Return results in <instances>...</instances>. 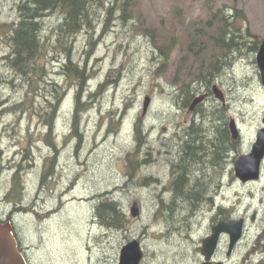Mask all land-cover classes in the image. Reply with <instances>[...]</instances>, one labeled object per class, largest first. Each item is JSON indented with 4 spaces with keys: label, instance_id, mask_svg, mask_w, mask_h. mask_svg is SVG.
<instances>
[{
    "label": "rangeland",
    "instance_id": "374dc122",
    "mask_svg": "<svg viewBox=\"0 0 264 264\" xmlns=\"http://www.w3.org/2000/svg\"><path fill=\"white\" fill-rule=\"evenodd\" d=\"M20 1L0 0V185L4 197L12 189V178L18 169L22 200L15 204L1 198L0 219L10 220L29 264H119L121 249L128 242L122 244L125 239L116 235V228H124L123 236L129 237L127 233H140L149 225L147 231L154 234L167 218L174 221V215L179 217L176 220L183 217L180 221L190 222L198 230L195 236L207 233L208 219L198 221L195 214L185 210L175 213L167 210L168 214L161 202L167 166L161 153L163 142L166 135L174 134L176 127L189 125L191 120V105L180 106L175 96L182 82L194 78L192 74L186 75L188 71L183 67L178 68L185 52L186 27L196 19L200 22L208 19L219 9L227 12L219 13L220 18H227L229 26L227 41L231 49L224 52L229 50L230 65H239L228 88L236 108L247 119L244 140L232 152L236 159L251 147L255 122L261 120L264 112V87L253 71L258 49L252 46L254 41L260 44L264 39V0H135L131 8L127 5L125 9L121 0L95 3L91 24L67 39V45L72 44L70 56L85 70L86 80L68 74L64 65L69 54L55 35L60 13L49 15L43 32L50 58L48 78L50 85L55 82L62 94L51 134L40 115L48 109L49 96H45L43 82L40 80L37 85L36 94H28L20 85L23 80L3 60L10 52L9 40L4 35L9 24L19 18ZM128 8L130 13L126 14ZM235 28L243 35L239 41L246 44L241 51L233 48ZM158 44L173 47L165 65L164 58L159 57ZM211 47L210 42L205 56L201 55L205 65H186L193 72L201 71L197 66L204 69L196 96L212 89L211 65L224 53L216 48L211 61ZM246 73L249 76L244 78ZM208 84L210 88L206 87ZM148 95L152 99L144 113ZM50 97L54 103L57 101ZM23 100L26 106L34 105L38 112L7 110ZM210 111L209 105L205 112ZM76 115L77 119L81 117L78 128H75ZM137 123L147 131L148 141L142 145L136 137ZM147 155L149 164L129 163V158L135 161L145 156L146 160ZM148 175L158 176L157 184L145 180ZM263 188L264 183L243 188L229 178L225 181L224 197L229 204L236 202L238 212L243 213L249 207L264 211ZM100 194H108L121 203L127 217L124 223L112 229L97 223L94 213ZM134 201L139 202L141 209L136 217L131 214ZM258 228L251 223L248 237L228 264H256L264 258V238H258L263 227ZM145 244L148 264H201L199 257L189 253L192 247L183 236L171 241L148 236Z\"/></svg>",
    "mask_w": 264,
    "mask_h": 264
},
{
    "label": "flooded vegetation",
    "instance_id": "af4514ba",
    "mask_svg": "<svg viewBox=\"0 0 264 264\" xmlns=\"http://www.w3.org/2000/svg\"><path fill=\"white\" fill-rule=\"evenodd\" d=\"M262 41L259 44L258 51ZM230 58L229 50H227V52L223 53L222 57L215 59L213 65H211L214 79L212 89L205 93L206 96L200 102L201 104L198 106V109L189 110L191 115V120L189 119L190 124L176 127L173 135H166L167 139L163 142L164 147L162 148L163 151H161L167 162L165 170L166 178L163 185L164 192L161 199L165 212L167 210H174L173 212L175 213L179 210L181 212L185 210L186 212L195 214V218H199L198 221L208 219V231L204 235L195 236L198 230H195L190 225V222L180 221L183 217H180V220H176L179 218L177 215L173 216L174 221L170 217L167 218L164 226L156 233L153 232L154 234L147 231L150 227L149 225L144 226L140 233H127L129 237L123 236V234H126L124 228H116V235L125 239L122 242L123 245L134 239L140 242L144 252L140 264H148L149 261L147 260L148 247L145 244L148 236H156L159 240L168 238V241H171L178 235L183 236L185 243L190 244L192 247L189 253L193 254L192 256L199 257L201 264H228L229 259L234 256L241 242L248 237L251 231V223L256 225L257 229H259L258 227H263L258 238L261 240L264 238V211L261 209L250 210L249 207L243 213L238 212L239 206H237L236 202L229 204V201L227 202V199L224 197L225 181L229 178L233 181L236 180L238 185L243 188L252 187L256 183H264V160L260 166L259 178L243 181L236 175L235 163L242 154L234 159L232 152L244 140L247 119L244 112L236 108L237 103L228 88L229 83L234 81L235 68L239 66L230 65ZM253 71L255 72V79L263 85L262 72L259 66L254 65ZM246 76H249V74L246 73L243 77L246 78ZM209 105L211 113L205 112V109ZM260 119L255 122V136L251 147L249 150L244 151L243 154L251 152L258 133L264 130V112L260 115ZM155 159H159L158 156ZM145 180H152L157 184L158 176L148 175L145 177ZM185 192L194 193V200L184 203L183 195ZM238 192L240 193L239 190ZM262 193L264 197V190ZM220 195H223L222 199H219ZM225 218L243 220L242 239L230 252V236L228 233H222L214 254L209 261H206L205 255L202 253L203 240L212 233L213 227L221 219ZM168 219L171 221H168ZM200 225L202 226V224ZM144 230L147 232L145 233ZM183 230H187L188 233H182ZM158 234L161 235L157 236ZM197 237H199L198 240H196ZM248 254L250 253L248 252ZM249 258L250 255L247 259ZM261 260L256 264H259Z\"/></svg>",
    "mask_w": 264,
    "mask_h": 264
},
{
    "label": "trees",
    "instance_id": "16d2710c",
    "mask_svg": "<svg viewBox=\"0 0 264 264\" xmlns=\"http://www.w3.org/2000/svg\"><path fill=\"white\" fill-rule=\"evenodd\" d=\"M101 2L102 0H21L18 3L19 18L9 24V31L7 35H4L9 40L10 52L3 57V60H5L8 67L23 80L20 85L26 88L28 94H36L38 92L39 89H37V85L40 84V80L45 86V96L46 94L49 96V98L46 99L48 109L39 113L49 127V134H51L54 128V117L57 115L59 104L62 100V94L59 93L55 82H52V86L50 85L48 78L49 71L47 65L50 62V58L48 57V50L46 48L47 36L43 33L45 30L46 17L53 13H60L59 24L56 28L55 35L59 45L69 54L68 63L64 66L68 74H74L81 78L84 77L86 80L87 76L85 70L80 69L79 65L74 62L73 58L70 56L72 44L67 45V39L71 37L74 38L86 25L88 26V24H91L90 20L92 18L90 16L93 13V7L95 3ZM121 2L125 5L123 6L125 9L128 6L131 8L135 0H121ZM130 8H128V12H125L126 14L130 13ZM221 12H223V15L227 14L223 9H219L216 12H212L208 19L203 20L204 22L201 21L203 22L202 25H200L199 23L201 22L196 19L190 23V26L186 27V44L183 46L185 47V52H183L179 59L178 68L181 70L183 67L184 70L188 71L186 75L192 74L194 78L189 82H182L177 88L178 92L175 96H177L176 102L180 106L187 108L191 105L193 98L199 93V87L197 86L198 81L203 77L200 75L201 71L204 70L202 66H197L201 71L193 72L192 68L186 67V65H205L201 55L202 57L205 56L210 42L212 43L211 61L216 48L222 53L226 48L230 47V43L227 41V36L229 34L228 21L225 17H219V13ZM238 32L240 33V30L235 28L233 32V41L235 42L233 48L236 51H241L246 44L239 41L243 35ZM1 33L2 31H0V35ZM258 44L259 42L256 44V41H254L252 43V46L255 45L253 49H258ZM157 48L160 55L159 57L164 58L162 64L165 65L167 59H169L171 55L173 47L172 45L168 46L162 44L159 46L158 44ZM184 70L183 72H185ZM106 82L100 84L98 92L102 90ZM11 83H14V80L11 81ZM206 87L210 88L211 86L208 84ZM50 96L55 97L57 101L54 103ZM77 100L80 101V94L77 95ZM7 110L20 113L32 110L35 113L38 112L34 109V105L31 107L26 106L25 100L12 104ZM75 119V128H78L81 117L78 116L77 119L76 115ZM135 131L139 145H142V142L146 143V141H148L147 131H145L141 123L136 124ZM144 157L141 159L137 158L135 161L131 158L128 160L131 166H134L135 164L144 162ZM186 163L188 164V162ZM45 176L46 172L44 173V177ZM21 181V172L16 169L11 182L12 189L7 191L4 197L1 196L3 192L1 191L0 185V199L2 198L15 204L20 203L22 199L18 191L21 189ZM193 196L194 193L185 192L183 195L184 203L194 200ZM97 200L98 203L95 207L94 218L100 226L112 228L127 220L125 209L119 201L111 199L108 194H100ZM0 220L2 222L5 221L2 219ZM6 221L10 222L9 219ZM262 252H264V248ZM259 264H264V258H262Z\"/></svg>",
    "mask_w": 264,
    "mask_h": 264
},
{
    "label": "water",
    "instance_id": "95a60500",
    "mask_svg": "<svg viewBox=\"0 0 264 264\" xmlns=\"http://www.w3.org/2000/svg\"><path fill=\"white\" fill-rule=\"evenodd\" d=\"M257 65L262 72V82L264 85V40L257 52ZM205 94L197 96L190 106L194 110L196 106L205 98ZM152 97L146 96L144 100L143 112L145 113L150 105ZM264 160V130L257 135V140L253 144L251 152L242 154L235 163L236 175L243 181L254 180L260 176V166ZM141 209L137 201L131 205V214L136 217ZM222 233L230 236L229 251L243 236V220L221 219L212 229V233L203 240L202 253L205 260L209 261L214 254ZM144 252L140 242L136 239L125 244L120 253L119 264H140ZM0 264H29L24 251L21 249L19 241L14 233L10 222L0 221ZM222 264V263H221Z\"/></svg>",
    "mask_w": 264,
    "mask_h": 264
},
{
    "label": "bare ground",
    "instance_id": "6f19581e",
    "mask_svg": "<svg viewBox=\"0 0 264 264\" xmlns=\"http://www.w3.org/2000/svg\"><path fill=\"white\" fill-rule=\"evenodd\" d=\"M148 156L149 155H147L146 160L144 162L149 164V161L147 160Z\"/></svg>",
    "mask_w": 264,
    "mask_h": 264
}]
</instances>
